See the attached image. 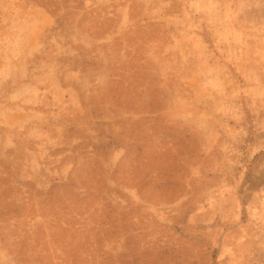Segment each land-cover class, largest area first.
<instances>
[{
  "label": "rangeland",
  "instance_id": "1",
  "mask_svg": "<svg viewBox=\"0 0 264 264\" xmlns=\"http://www.w3.org/2000/svg\"><path fill=\"white\" fill-rule=\"evenodd\" d=\"M0 264H264V0H0Z\"/></svg>",
  "mask_w": 264,
  "mask_h": 264
}]
</instances>
